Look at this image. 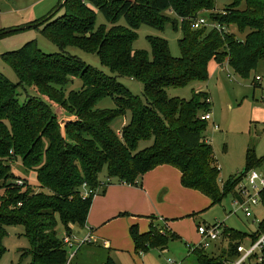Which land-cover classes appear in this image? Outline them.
I'll return each instance as SVG.
<instances>
[{"label": "trees", "instance_id": "obj_1", "mask_svg": "<svg viewBox=\"0 0 264 264\" xmlns=\"http://www.w3.org/2000/svg\"><path fill=\"white\" fill-rule=\"evenodd\" d=\"M215 2L67 0L47 21L32 22L31 28L43 26L44 36L60 49L75 46L97 54L115 76L74 56L44 54L35 40L1 55L18 81L12 82L0 72V257L5 251L6 227L21 226L29 243L26 252L20 251L22 257L30 256L31 264H68V249L59 237V227L68 238H72L74 226L85 227L97 191L104 194L107 184L138 186L146 173L168 165L180 172L184 188L221 203L229 193L236 197L247 171L264 164V157L257 158L248 149L244 172L231 176L221 188L220 166L204 136L208 122L201 120L212 111L210 94L193 89L186 100L167 93L168 88L207 83L212 60L242 79L253 76L254 88L261 87L256 78L259 67H264V0H246L243 9L242 0H233L224 12H215ZM97 12L110 25L108 31L105 24L97 28ZM205 14L221 31L192 27ZM169 23L175 30L181 28L180 57H174L168 42L159 37L149 38L152 57L133 48L142 25L162 31ZM231 26L244 38L226 31ZM4 32L0 37L13 33ZM118 77L140 82L143 97L133 95ZM260 78L263 81L264 76ZM76 79L82 83L80 89L67 93L66 88ZM27 88L35 89L39 96L28 95ZM20 91L25 95L22 103ZM107 98L115 107L99 108ZM55 106L69 118L59 117ZM127 114L130 121L115 133L111 124ZM142 141L152 144L140 150ZM19 158L26 171L36 173L38 186L13 173L11 164ZM103 172L107 184L101 180ZM84 184L91 194H85ZM261 200L264 207V191ZM262 231L264 219L250 237L256 239ZM130 235L137 252L150 247L166 249L168 239L175 237L171 232L161 233L154 218L148 232L141 233L133 225ZM223 235L229 241L228 250L211 256L207 250L195 248L191 254L198 264L231 263L237 257V246L249 236L229 227ZM106 264L116 263L108 257Z\"/></svg>", "mask_w": 264, "mask_h": 264}, {"label": "rangeland", "instance_id": "obj_2", "mask_svg": "<svg viewBox=\"0 0 264 264\" xmlns=\"http://www.w3.org/2000/svg\"><path fill=\"white\" fill-rule=\"evenodd\" d=\"M245 1L242 0L240 9L245 7ZM232 2L233 0H216L215 12L226 11ZM60 4V0H0V32L26 27L32 25L34 21L40 22L48 17L49 13L57 10ZM61 14L62 10L58 16ZM168 15L172 19H177L172 13ZM203 16L207 17L208 14ZM121 23L126 25L124 20ZM103 24L107 25L106 31H108L110 25L108 26L105 17L97 12V28ZM42 30L43 26L25 28L0 37V72L12 82H17L18 79L13 70L1 60V55L16 51L32 40L37 42L39 50L44 54L61 53L74 56L86 65L97 68L107 75L115 76L108 67L102 65L97 54L86 52L75 46H65L60 49L57 44L44 36ZM226 31L236 33L239 39L244 38V35L239 34L234 26H231ZM137 34L138 37L133 45L135 50L144 51L149 57H152L149 38L159 37L168 42L170 52L174 57L181 56L179 40L182 37V33L180 25L175 30L172 24L169 23L162 31L142 25L138 29ZM208 73L209 81L203 84V88L212 98L211 113L213 119L208 123L204 136L213 146L215 158L220 166L219 185L222 188L224 182L231 176L238 177L243 172L246 166L248 149L253 150L257 158L264 157V79L261 81V87L254 88L252 85L253 76L250 79H242L235 75L229 67H221L214 60L210 61L208 65ZM257 74L261 77L264 76V67L262 65L259 67ZM116 75L118 76V74ZM118 81L133 95L143 97V85L140 82L128 77H118ZM81 85V81L76 79L73 85L66 88V91L69 93L71 90L80 89ZM201 85V83L195 82L184 88L172 87L167 89V93L169 97L189 100L192 97L193 89L198 90ZM27 92L28 95L39 96L33 88H27ZM24 97L25 95L20 91L19 100L21 103L24 102ZM114 107L115 104L110 98L103 100L99 104L101 109ZM53 108L59 117L69 118L67 113L59 107L55 106ZM129 121L130 114L125 117H118L111 124V128L115 133H118ZM151 144L152 141H142L139 144V149H145ZM11 166L13 173L20 177L22 181H28L33 187L38 186L36 173L26 171L21 158L15 160ZM158 178L170 185L172 193L170 204L163 199L164 205L162 206L163 209L160 208V214L155 210L150 211L146 201L138 203L136 198L130 200L129 202L133 203L134 211H122L115 217L117 222L107 229L110 233L117 232L118 234L114 239L113 236L105 238L113 243L110 250H104L94 244L92 246H83L79 251L82 241L88 236V231L86 228L75 226V247L74 249L67 248L68 264L71 261L73 252L76 254L77 260L84 261V257L88 256L90 251L95 253V255H92L94 257L93 263L95 262V264H106L108 257L114 260L116 264H165L167 261H173L178 264H198L196 256L191 254V251L194 246L200 243L201 238L197 232L199 225L224 222L231 229L251 235L257 231L258 224L264 219V208L262 206L254 208L253 211L256 218L255 215L248 218L241 211L232 214L235 197L232 193L227 194L221 203H213L211 199L201 193L183 188L179 173L173 167L164 174L157 176L155 180ZM101 180L107 184L105 172L101 175ZM22 181H17L18 186H22ZM106 186L108 187L109 185L107 184ZM132 187L141 188V186L135 185ZM0 193H3V191L1 190ZM152 218H154L155 225H157L161 233L166 235L171 232L175 237L168 239L166 252H162L165 249L152 247L145 252H137L129 235L131 225L128 223L131 220H136L140 232L146 233L149 231ZM125 228H127V232L122 234V229ZM6 231L7 236L3 242L5 251L0 257V264H31L30 256L22 257L20 254L21 250L26 252L29 249L23 248L29 246L25 237L23 239L22 236L23 227L9 226L6 227ZM58 233L60 237L64 235V229L61 225ZM249 242L250 239L247 238L244 243ZM228 246L229 243L225 241V238L221 237L214 246L207 250V253L211 256H218L224 252L223 250L227 251Z\"/></svg>", "mask_w": 264, "mask_h": 264}, {"label": "crops", "instance_id": "obj_3", "mask_svg": "<svg viewBox=\"0 0 264 264\" xmlns=\"http://www.w3.org/2000/svg\"><path fill=\"white\" fill-rule=\"evenodd\" d=\"M203 86L204 85H201V87H200L201 91H204ZM171 168H172L171 166L163 165V166H159V167L155 168L154 170H152L149 173H146L141 180V184L138 185V186H141L140 189L139 188H133L132 186L125 185V184H117V182L110 184L106 189H104V191H105L104 194L100 193V191H101V189H100L98 191L99 194H97L93 199V203H92L89 215H88L87 223H86L85 227H83V228L87 229V231H88L87 235L89 236L90 240L85 242V243H82L78 250L80 251L83 246H86V245L92 246L94 244L100 248L102 247L104 250H110L113 246V243H112V241L105 239V238L113 236V239H114L115 236H118V234H117V232L110 233V232H108L107 229H108V227L114 225V223L117 222L115 220V217L119 213H121L122 211H125V210H129L131 212L134 211L133 210V203L129 202L133 198H136L138 203H143L144 201H146L150 207V211L155 210L157 213L160 214V208H162V206L164 205L163 199H165L167 201V203L170 204L172 201V193H171V187L169 184H167L165 181L161 180L160 178H158L157 180H155V179L157 176L164 174L165 172L168 171V169H171ZM178 173H179L180 182H181V174L179 171H178ZM185 189H187V188H185ZM125 200H127V202H125ZM260 206L263 207V205H260ZM254 215H255V213H254ZM255 218H256V215H255ZM137 223L138 222L136 220H131V221H129L128 224L131 225L130 226V228H131L133 225H138ZM258 226H259V224H258ZM97 228H98V230H97ZM74 229H75V226L73 227V236H72L73 242L75 243ZM126 232H127V228L122 229V234H125ZM129 235H130V229H129ZM64 237H65V231H64V235H61L60 238H64ZM130 237H131V235H130ZM250 238L251 237L249 235L248 239H250ZM23 239H24V237H23ZM131 239H132V237H131ZM246 239H244L240 244H245L244 242L246 241ZM199 242H201V239ZM247 244H249V243H246L245 245H247ZM23 248H29V246H25ZM23 248H21V249H23ZM19 251H20V249H19ZM79 251H77V252H79ZM162 252H166V249L163 250ZM93 254L95 255L94 252L90 251L88 256L84 257V261L77 260L76 254H75V256L73 258H71V261L69 262V264H73V263H76V264H95V262L93 263V258H94V257H92Z\"/></svg>", "mask_w": 264, "mask_h": 264}, {"label": "built area", "instance_id": "obj_4", "mask_svg": "<svg viewBox=\"0 0 264 264\" xmlns=\"http://www.w3.org/2000/svg\"><path fill=\"white\" fill-rule=\"evenodd\" d=\"M194 29L199 27H207L213 28L221 31V27L219 24L212 23L209 18L200 16L192 25ZM257 81H262L260 76H257ZM212 113L207 112L201 116V120L205 122L212 121ZM214 123V122H213ZM216 128H218L215 125ZM21 182V181H19ZM85 189V194H91L92 190H88L86 184L83 185ZM264 191V165L260 167H255L247 171L242 181L238 184L236 188V197H234L232 214H236L238 211L244 213V215L248 218L254 215V208L262 205L261 193ZM260 224V223H259ZM227 226L224 222H215L214 224H201L198 226L197 232L201 238V242L194 246L192 251L195 248H201L204 250L210 249L215 245L220 238H224V230ZM248 238V237H247ZM249 244H239L237 246V257L228 264H254L260 263L264 261V231L260 232V234L254 239L250 238ZM89 236L82 242L85 243L89 241ZM64 243L67 248L74 249L73 238L64 237ZM225 241L228 239L225 238ZM229 243V241H228ZM191 251V252H192ZM75 256V253L71 255V258ZM71 260V259H70ZM166 264H178L173 261H167Z\"/></svg>", "mask_w": 264, "mask_h": 264}, {"label": "water", "instance_id": "obj_5", "mask_svg": "<svg viewBox=\"0 0 264 264\" xmlns=\"http://www.w3.org/2000/svg\"><path fill=\"white\" fill-rule=\"evenodd\" d=\"M65 1H67V0H64L63 2H61V4L59 5V7H58V9L57 10H55L54 12H52L47 18H45L42 22H45V21H47L48 19H50L54 14H56L60 9H61V7H62V5H63V3L65 2ZM33 25H29V26H26V27H18V28H16V29H13V30H8V31H5L4 33H9V32H16V31H20V30H22V29H25V28H31ZM64 120L61 122V124H64ZM243 172H244V170H243ZM242 172V173H243Z\"/></svg>", "mask_w": 264, "mask_h": 264}]
</instances>
